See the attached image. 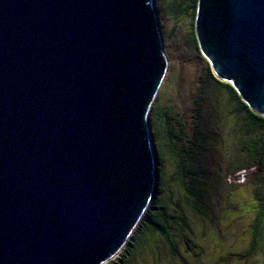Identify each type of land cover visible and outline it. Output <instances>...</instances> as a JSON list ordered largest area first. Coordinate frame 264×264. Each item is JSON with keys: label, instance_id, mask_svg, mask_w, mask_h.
I'll use <instances>...</instances> for the list:
<instances>
[{"label": "water", "instance_id": "95a60500", "mask_svg": "<svg viewBox=\"0 0 264 264\" xmlns=\"http://www.w3.org/2000/svg\"><path fill=\"white\" fill-rule=\"evenodd\" d=\"M213 73L264 116V0H198ZM150 0H0V264H104L150 202L165 74Z\"/></svg>", "mask_w": 264, "mask_h": 264}, {"label": "rangeland", "instance_id": "374dc122", "mask_svg": "<svg viewBox=\"0 0 264 264\" xmlns=\"http://www.w3.org/2000/svg\"><path fill=\"white\" fill-rule=\"evenodd\" d=\"M178 1L172 2V8H175L174 3ZM168 2L150 0L166 63L164 78L148 113V135L154 164L162 165L163 179L174 183V174L181 164L180 155L185 153L183 147L189 138L187 136L199 128L208 137L202 158L203 169L208 166L212 171L204 172L200 169L196 173L199 180L206 183L210 205L206 206L204 200L196 199V229L193 230V221L188 225L189 233L185 234L184 239L175 237L176 245L172 254H167V260L161 261V264H253L244 257H238V253L243 252L249 243L251 228L246 227L242 231V226H247L254 214L253 189L230 186L243 182L253 184L262 173L251 168L241 175H230L228 169L225 171L224 163L219 165L222 160L231 163L229 155L233 137L238 134V125L234 123L231 107L224 101L217 102L216 99L220 98L219 90L216 99L210 88L206 95L207 85L211 84L217 89V83L210 78L213 71L211 67L208 70L205 67L206 58L199 48L197 36L196 40L194 38L195 22H192L190 8L185 4L186 12L177 15ZM193 10L196 13L195 7H192ZM222 95L226 97L225 93ZM155 101L162 106V113L167 109L174 121L179 122L180 130L179 125L173 121L168 125L165 123L168 121L165 114L162 115L163 126H160V122L155 126L153 124V127L152 123L150 125L149 115ZM153 132L158 134V138L152 139ZM156 154L159 163L155 162ZM218 158V164H213ZM177 185L169 186L174 193L178 190ZM214 187L218 191L217 195L222 193V197L216 199L217 208L211 207L216 197ZM163 195L167 201L165 188ZM251 240L252 245L245 254L250 251V260L256 259L258 254L264 259V220L261 234L252 236ZM158 259L160 257L152 244L148 255L138 258L137 263L155 264ZM255 264H259L258 260Z\"/></svg>", "mask_w": 264, "mask_h": 264}, {"label": "trees", "instance_id": "16d2710c", "mask_svg": "<svg viewBox=\"0 0 264 264\" xmlns=\"http://www.w3.org/2000/svg\"><path fill=\"white\" fill-rule=\"evenodd\" d=\"M173 1L174 0H169L168 2L171 8ZM185 4L187 8L191 10L190 16L191 18L193 17L192 22H195L198 0H179L177 3H174L175 8L172 9H174L177 15L184 14V12H186V10H184ZM192 7H195L196 13L194 10L192 12ZM192 33L194 34L195 32L193 31ZM194 38L196 40V35ZM205 67L207 70L210 68V64L206 59ZM210 78L217 83V89L211 86V84H208L206 95L208 93V88H210V92L213 93L214 97L219 90L220 98L216 99L215 97V99L218 103L224 101L231 107L234 123L238 125V134L233 137L231 153L229 155L231 163H225L224 160L219 162L220 159L218 158L213 164H218L219 162V165H223L224 163L226 165L225 171L228 169L230 175H241L243 171H247L251 168L262 173L257 178V182L253 184H246L243 182L237 183L235 186H228L232 188L250 187L253 189V198L255 201L253 208L254 214L248 220V225L242 226V231H244L246 227L251 228V233L248 238L249 243L245 250L241 252L242 254L238 253V257H244L248 261H252L253 264L256 263V260H258L259 264H263L264 259L261 255L258 254L256 259L252 258L250 260V257L248 258L250 251H248L247 254H245V252L252 245V236L261 234V225L264 220V116L256 113L250 108L232 83L221 80L213 72ZM222 93H225L226 97H224ZM204 97L202 99H204ZM167 111V109H164L162 113V106L159 102L155 101L149 115L150 125L152 123L153 127V124L155 126V124L160 122V126H163V114L167 115V117H165L168 118V121H165L167 125L171 121L179 125V122L176 120L174 121L173 117L169 115ZM180 127L179 125V130ZM157 136L158 134L153 132L152 139L155 137L158 138ZM174 136L177 135L174 134ZM187 137L189 138L185 143L186 147H183V152L185 153L180 155L181 164H179L178 171L174 174L175 182L168 183L166 179L164 180L163 166L160 164L157 166L155 165V183L152 197L147 208L122 250L115 258L104 264H138V258L146 257L152 244L160 257L155 264H161V261L167 260V254H172L171 252H173L176 245L174 242L175 237L184 239L185 234L189 233L188 225L193 221V230L196 229V199L204 200L206 206L210 205L209 193L205 186L206 183L203 180H199L196 175L197 172L201 171L200 169L204 172L211 170L208 169V166L203 169L204 164L202 163V158L205 155L204 148L207 145L208 137L207 133H202L199 128L188 134ZM175 138L178 139L179 137ZM157 154L155 162L159 163ZM232 161L234 164H232ZM222 175H224V173ZM175 183H178V190L176 193L169 187ZM164 188L167 194V201L163 195ZM214 188L216 189V187ZM215 191L216 197L211 204L212 208H217L216 199L219 196L220 198L222 197V193L217 195V189ZM158 250L163 251L159 252Z\"/></svg>", "mask_w": 264, "mask_h": 264}]
</instances>
